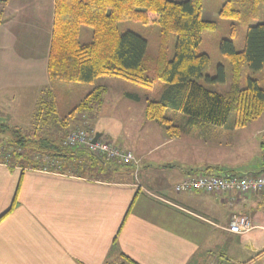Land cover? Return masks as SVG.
<instances>
[{
  "label": "crops",
  "instance_id": "crops-1",
  "mask_svg": "<svg viewBox=\"0 0 264 264\" xmlns=\"http://www.w3.org/2000/svg\"><path fill=\"white\" fill-rule=\"evenodd\" d=\"M55 7L56 0L0 5V123L5 118L12 119L10 126L33 125L41 95L51 86ZM26 103L31 122L23 126L18 119ZM143 116L145 125L154 121L146 110ZM245 127L235 120L187 125L185 138L181 131L168 133L165 144L141 151L125 129L116 134L101 125L97 133L137 155V179L132 167L89 151L111 171L95 178L53 164L56 170L0 165V218L16 202L0 220V264H123L121 253L138 264H263L264 255L247 262L264 250V238L254 233L264 231V192L241 197L175 190L198 173H264V141L261 164H244L235 154L249 143ZM117 175L120 180H114ZM233 215L249 217L257 228L245 235L229 232Z\"/></svg>",
  "mask_w": 264,
  "mask_h": 264
},
{
  "label": "trees",
  "instance_id": "trees-1",
  "mask_svg": "<svg viewBox=\"0 0 264 264\" xmlns=\"http://www.w3.org/2000/svg\"><path fill=\"white\" fill-rule=\"evenodd\" d=\"M8 2L0 0L1 4ZM258 2L256 0V4ZM220 15L239 18L241 12L228 2ZM131 19L160 27L162 48L155 63L146 62L148 41L144 37L119 29L120 22ZM215 25L214 21L203 18V0H56L49 54L51 86L45 89L44 97L41 95L30 129L0 123V147L6 149L10 167L62 168L63 172L72 170L79 176L90 173L95 178L111 171L87 149L62 145L70 131L67 133L66 123L61 125L52 91L61 83L90 84L99 77L120 78L151 89L159 82L164 83L166 96L147 103L146 117L159 122L170 135L179 134L180 128L167 117L169 107L187 115L191 127L199 123L222 126L230 120L231 114L235 116L237 127H245L261 117L264 89L253 77H249L247 86L241 88V77L243 66H247L252 74L264 69V22L248 27L242 51L236 49L233 39L222 40L220 50L228 58L232 71V84L224 94L201 83V80L208 85L227 82L223 66L218 67L216 76L205 75L211 58L199 52L204 31L214 29ZM84 27L92 30V39L88 43L80 41ZM171 35L175 36L176 43L174 57L169 60L167 42ZM105 93L104 87L96 88L75 110L82 113L100 108ZM51 125L61 129V135L54 134ZM75 157H81L85 162L74 166ZM15 206L16 202L0 220ZM263 255L264 250L247 263ZM121 257L123 264H138L123 253Z\"/></svg>",
  "mask_w": 264,
  "mask_h": 264
},
{
  "label": "rangeland",
  "instance_id": "rangeland-1",
  "mask_svg": "<svg viewBox=\"0 0 264 264\" xmlns=\"http://www.w3.org/2000/svg\"><path fill=\"white\" fill-rule=\"evenodd\" d=\"M228 2H230L233 9L241 12L239 18H225L220 15V11ZM203 18L216 23L214 29L204 31L203 42L199 49V52L206 53L211 58V64L205 71V75L216 76L218 67L223 66L225 68L227 82L222 85H208L205 80H201V83L224 94L229 91L232 84V71L228 58L220 50V44L222 40L231 38L235 42L236 49L242 51L245 47L248 27L264 22V0H259L258 4H256V0H203ZM119 29L122 32L133 31L144 37L148 41L146 62L155 63L157 61L162 48V35L159 26L146 25L141 20L131 19L120 22ZM91 39L92 30L88 27L82 28L80 41L82 43H88ZM175 43L176 38L174 35H171L167 42L169 60L174 57ZM249 77L257 79L260 86L264 89V69L261 72L252 74L247 66H243L241 88L247 86ZM98 87H104L106 89L103 106L100 108L94 107L82 113L76 111V107L85 97ZM52 91L54 92V99L57 100V116L61 119V125L66 123L65 129L68 132L79 128L84 129L88 124H90L89 130H92L94 133H97V128H100L101 125L109 127V130L116 134H121L123 129H125V134L136 143L137 149L141 151L157 148L165 144L170 138L167 129L159 122L152 121L145 125L146 122L143 116L149 101L161 100L166 96L164 83L159 82L151 89L140 87L120 78L99 77L90 84L61 83L54 90L52 89ZM45 95L46 91L44 90L42 97ZM130 95L135 97L131 98L129 97ZM29 107L30 103H26L24 105V111L20 112L19 115L18 120L23 126L31 122L30 112L26 109ZM167 117L172 119L173 124L180 128L181 137L185 138L189 117L172 107L168 108ZM229 119V121L235 120L234 114H231ZM11 120L4 118L1 119V122L13 125ZM51 126L53 127V125ZM53 133L61 135V129L53 127ZM243 135L245 137L248 136L249 143L244 148L236 150L235 154L243 159L244 164H261V143L264 141V113L261 117L250 122L245 127ZM113 142L118 145L116 141ZM247 151L248 155H246ZM135 156L139 160L136 154ZM132 168L134 170L133 166ZM134 177L137 179L135 170ZM114 180H120V177L117 175L114 177ZM240 196L243 197L242 195ZM254 233L259 238H264V231L256 230Z\"/></svg>",
  "mask_w": 264,
  "mask_h": 264
},
{
  "label": "built area",
  "instance_id": "built-area-1",
  "mask_svg": "<svg viewBox=\"0 0 264 264\" xmlns=\"http://www.w3.org/2000/svg\"><path fill=\"white\" fill-rule=\"evenodd\" d=\"M96 135L97 133L92 132L87 127L84 129L79 128L69 132L64 145L87 149L93 156L102 161H109L123 166H133L135 173H137L139 160L132 151L124 149L102 136L93 143ZM0 165L7 167L11 165L4 147H0ZM42 169L48 170L47 167ZM175 190L178 193H193L198 191L217 194L237 193L242 196H248L264 192V175L248 174L237 176L231 174L198 173L185 177L176 185ZM255 228L257 227L249 217L234 215L229 223L228 231L237 235H245ZM262 229H264V225Z\"/></svg>",
  "mask_w": 264,
  "mask_h": 264
},
{
  "label": "water",
  "instance_id": "water-1",
  "mask_svg": "<svg viewBox=\"0 0 264 264\" xmlns=\"http://www.w3.org/2000/svg\"><path fill=\"white\" fill-rule=\"evenodd\" d=\"M99 137H101V134L100 133H97L96 137L93 140V143H95L98 140Z\"/></svg>",
  "mask_w": 264,
  "mask_h": 264
}]
</instances>
